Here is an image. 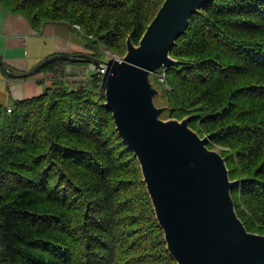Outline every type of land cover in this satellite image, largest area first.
<instances>
[{
	"label": "trees",
	"instance_id": "obj_1",
	"mask_svg": "<svg viewBox=\"0 0 264 264\" xmlns=\"http://www.w3.org/2000/svg\"><path fill=\"white\" fill-rule=\"evenodd\" d=\"M164 0H0L34 30L77 25L91 55L122 57ZM154 76L163 118L190 117L225 158L235 211L264 235V0H213L190 17ZM99 59V58H98ZM52 61L42 94L0 105V264H177L169 254L137 158L123 144L80 61L77 84ZM2 67V66H0ZM164 74V81L159 77ZM68 75V74H67ZM98 90V91H97Z\"/></svg>",
	"mask_w": 264,
	"mask_h": 264
},
{
	"label": "water",
	"instance_id": "obj_2",
	"mask_svg": "<svg viewBox=\"0 0 264 264\" xmlns=\"http://www.w3.org/2000/svg\"><path fill=\"white\" fill-rule=\"evenodd\" d=\"M212 2L164 0L139 43L134 45L128 37L122 58L106 62L101 92L119 137L138 160L175 262L264 264V235L248 232L238 218L231 196L237 181L230 180L225 158L208 148L209 135L201 137L189 126L190 117L163 118L167 107L155 104L162 92L154 76L176 63L171 50L185 34L190 17ZM56 60L99 64L88 55H56L14 77L34 76Z\"/></svg>",
	"mask_w": 264,
	"mask_h": 264
},
{
	"label": "crops",
	"instance_id": "obj_3",
	"mask_svg": "<svg viewBox=\"0 0 264 264\" xmlns=\"http://www.w3.org/2000/svg\"><path fill=\"white\" fill-rule=\"evenodd\" d=\"M56 55H71L76 59L80 55L92 56L81 30L77 31L63 22L47 23L41 29L34 30L27 19L10 13L0 5V61L7 65V69L0 67L1 106L42 94L44 85L40 81L44 74L23 79L14 75L29 72ZM79 62H69L71 65L65 68L70 84L85 80L78 77L79 67L76 64ZM93 66L89 64L91 71L94 70Z\"/></svg>",
	"mask_w": 264,
	"mask_h": 264
},
{
	"label": "built area",
	"instance_id": "obj_4",
	"mask_svg": "<svg viewBox=\"0 0 264 264\" xmlns=\"http://www.w3.org/2000/svg\"><path fill=\"white\" fill-rule=\"evenodd\" d=\"M74 28L77 31H80V27L79 26L74 25ZM110 60H120V57L117 56V55H112V56L109 57L108 61H110ZM93 69L96 70V72L99 74L100 77H104L108 73V67H107L106 63H103L101 61L99 62V64L97 65V67L95 66V67H93ZM159 79L161 80V82L164 81V74H161L160 77H159ZM11 110L12 109H11L10 106H7L6 107L7 113H11Z\"/></svg>",
	"mask_w": 264,
	"mask_h": 264
},
{
	"label": "rangeland",
	"instance_id": "obj_5",
	"mask_svg": "<svg viewBox=\"0 0 264 264\" xmlns=\"http://www.w3.org/2000/svg\"><path fill=\"white\" fill-rule=\"evenodd\" d=\"M96 50H98V58L103 63H106L108 61L109 57L112 56V54H113V53H110V52H106L105 48H103L101 45H98ZM101 82H102V79H100V86H99L100 89L99 90H101ZM158 97L155 99V104L157 103L158 106H161V102L159 101ZM11 109H12V107H11ZM3 116L4 115H0V121L3 119Z\"/></svg>",
	"mask_w": 264,
	"mask_h": 264
},
{
	"label": "clouds",
	"instance_id": "obj_6",
	"mask_svg": "<svg viewBox=\"0 0 264 264\" xmlns=\"http://www.w3.org/2000/svg\"><path fill=\"white\" fill-rule=\"evenodd\" d=\"M74 27V26H73ZM115 55V54H114ZM122 57H120V59H121ZM101 60L99 59V62H100ZM93 67H95V66H93ZM97 67V66H96ZM160 80V79H159ZM161 81V80H160Z\"/></svg>",
	"mask_w": 264,
	"mask_h": 264
}]
</instances>
